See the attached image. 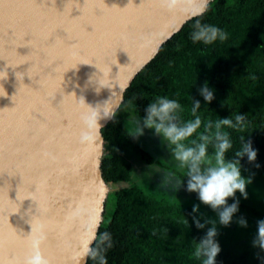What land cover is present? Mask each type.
Listing matches in <instances>:
<instances>
[{
    "label": "water",
    "instance_id": "water-1",
    "mask_svg": "<svg viewBox=\"0 0 264 264\" xmlns=\"http://www.w3.org/2000/svg\"><path fill=\"white\" fill-rule=\"evenodd\" d=\"M198 2L0 0V264H23L38 236L50 264H73L87 218L101 225L108 194L126 186L102 176L112 119L82 139V114L109 97L120 107ZM100 71L104 86L84 87Z\"/></svg>",
    "mask_w": 264,
    "mask_h": 264
},
{
    "label": "trees",
    "instance_id": "trees-1",
    "mask_svg": "<svg viewBox=\"0 0 264 264\" xmlns=\"http://www.w3.org/2000/svg\"><path fill=\"white\" fill-rule=\"evenodd\" d=\"M197 18L222 27L228 33L227 38L211 45L193 43L188 34ZM205 79L216 91L209 108L202 101V116L215 118L216 113L226 116L244 112L249 125L242 134L251 137L261 165L255 168L246 158L243 160L248 171L242 168V174H253L251 183L246 185L248 197L240 199L239 211L230 222L232 226L217 224L216 239L221 250L216 261L217 264H264V252L245 244V231H256L257 219L264 218V0L210 2L201 16L189 20L137 74L124 93L117 117L101 130L105 141L103 179L113 187L126 185L105 203L99 230L112 233L113 246L106 253L107 264H199L191 256L193 238L198 240L209 225L197 229L189 212L193 203L200 204L199 210L205 216L215 217V212L191 195L181 201L167 189L164 193H152L135 182L132 162L126 158L129 153L148 166L169 169L127 134L125 118L130 111L143 115V107L156 94H175L187 117L191 95L202 100L196 88ZM129 100L131 104L127 103ZM240 134L233 131L234 141ZM159 177L162 179V173ZM231 199L228 198L229 202ZM241 214L247 219L246 227L235 222V217ZM162 227L166 231H161ZM153 228L157 229L156 233ZM87 264L93 261L89 259Z\"/></svg>",
    "mask_w": 264,
    "mask_h": 264
},
{
    "label": "clouds",
    "instance_id": "clouds-1",
    "mask_svg": "<svg viewBox=\"0 0 264 264\" xmlns=\"http://www.w3.org/2000/svg\"><path fill=\"white\" fill-rule=\"evenodd\" d=\"M166 3L168 7H172L175 0H166ZM208 4L209 0H199L198 6L190 12V15L201 16ZM227 36L228 33L222 27L202 22L199 18L192 21L191 31L188 34V38L193 43L199 42L202 45H211L216 41L223 42ZM17 73H15L16 77ZM102 76L101 71L90 74L84 87L94 83L98 92L104 86L101 81ZM7 77V67L0 68V79ZM0 89L5 91L2 84ZM196 91L202 100L191 95L187 117L184 116V107L175 94L172 96L156 94L143 107V115L135 116L129 121L130 130L127 134L133 140H138L144 135L145 129L152 130V134L158 136L161 143L166 146L169 162L182 171V177H177L171 171H161L162 186L175 191L184 185L187 191L196 193L200 203L215 212V217L205 216L199 210L200 204L193 203L189 215L197 229H205V226L209 225L198 240L193 238L195 243L191 256L198 260L199 264H217L216 256L221 250L216 239L217 224L229 225L234 219L233 214L239 211L240 199L248 197L246 185L251 183L253 174H242V168L248 171L243 160L246 158V162L252 163L255 168L261 165L257 161L258 149L253 146L251 137L242 134L249 125L246 114L231 112L226 116L216 113L215 118L202 116L200 111L202 101L203 105L208 107L215 99L216 90L209 80L205 79L197 86ZM109 98L95 106L90 105L91 110L82 114L85 118L82 139L89 134V123L100 127L102 125L98 121L101 119L117 117L119 105L110 102ZM127 103L131 104V100ZM233 131L241 133L236 137V141L232 136ZM229 197L232 198L231 202L228 200ZM235 222L240 226H247V219L243 214L235 217ZM186 223L188 224L187 218ZM256 226L252 244L264 252V218L257 219ZM99 227V215L93 214L87 218L79 245L73 254V264H87L89 259L93 264H107L106 253L113 246L112 233L107 229L98 231ZM156 231L157 229L153 228V232ZM161 231L166 229L162 227ZM41 239L42 236L33 239L30 252L24 257L23 264H50L39 247Z\"/></svg>",
    "mask_w": 264,
    "mask_h": 264
},
{
    "label": "rangeland",
    "instance_id": "rangeland-1",
    "mask_svg": "<svg viewBox=\"0 0 264 264\" xmlns=\"http://www.w3.org/2000/svg\"><path fill=\"white\" fill-rule=\"evenodd\" d=\"M137 115L134 114V112L129 113V116L125 118V125L128 130H130V124L129 121ZM137 143L145 150L150 152L154 158L159 159L163 161L169 170L161 169L158 168L157 166H148L147 164H144L137 155L133 153H129L128 156L126 157L127 160L132 162L133 166V174L135 176V182H139V184L142 185L147 191L156 193L157 191H160L162 193L165 192V189L171 194L173 197H178L181 201L182 199H187V197L191 195V197H196V193L194 192H189L185 189L184 185H181L178 189L175 191L169 190L168 188L162 186L161 180L159 177V174L162 173L161 171H171L174 173L176 176L179 174H182V171L175 168L174 165H172L169 160L167 159L169 156V153L167 151V148L164 144L161 143L160 139L158 136L152 134V130L150 129H145L144 135L140 136L139 139L137 140ZM158 171V172H157ZM151 185L152 188H149ZM112 188L115 190L118 187H113ZM114 192H110L108 194L107 202L109 201L110 197L113 196ZM236 213L233 214L235 216ZM256 224V223H255ZM231 224L227 225L230 226ZM232 226V225H231ZM257 228V227H256ZM242 232V231H241ZM245 231V237L247 238L246 243L250 248L252 244V240L255 236L256 231L249 229L248 233ZM239 235V234H238ZM245 240V239H244ZM258 247V246H257Z\"/></svg>",
    "mask_w": 264,
    "mask_h": 264
}]
</instances>
